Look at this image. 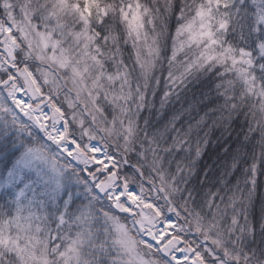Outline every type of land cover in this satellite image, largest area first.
<instances>
[{
    "label": "snow or ice",
    "instance_id": "1",
    "mask_svg": "<svg viewBox=\"0 0 264 264\" xmlns=\"http://www.w3.org/2000/svg\"><path fill=\"white\" fill-rule=\"evenodd\" d=\"M0 264H264V0H0Z\"/></svg>",
    "mask_w": 264,
    "mask_h": 264
}]
</instances>
